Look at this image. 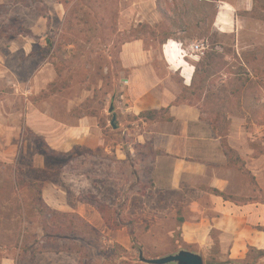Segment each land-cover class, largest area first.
<instances>
[{
	"label": "rangeland",
	"instance_id": "374dc122",
	"mask_svg": "<svg viewBox=\"0 0 264 264\" xmlns=\"http://www.w3.org/2000/svg\"><path fill=\"white\" fill-rule=\"evenodd\" d=\"M160 1L168 20L158 0H0V70L5 71H0V119L7 116L21 127L8 139L0 129V264H146L141 257L161 258L185 247L171 207L175 197L159 196L151 182L158 152L151 142L136 141L133 119L125 115V43L141 38L165 76L160 41L168 29L199 68L196 90L184 91L182 101L199 103L222 136L240 125L253 138L263 134L264 0H217L218 6L236 9L234 31L219 38L224 51L213 45L210 35L217 28L208 31L210 22L204 26L209 35L197 37L193 16L176 8L183 3ZM185 1L196 10L198 0ZM202 1L210 17L212 6ZM195 44L205 47L204 54L215 50L221 56L212 66L207 59L197 62ZM172 79L179 84L177 76ZM28 105L50 117L55 131L49 134L56 144L80 119L101 139L92 137L88 146L68 154L53 150L43 135L23 126L25 118L18 115ZM233 117L242 122L234 124ZM161 118L165 125L156 127L166 126L169 117L162 113ZM251 145L264 152V143L251 140ZM128 149L134 156L122 154ZM40 190L47 209L39 202ZM89 195L117 213L119 228L107 226L94 206L81 202ZM58 231L64 236L53 234ZM125 237L131 241L129 250L121 246ZM248 253L243 261H231L215 246L203 258L205 264H264L256 249Z\"/></svg>",
	"mask_w": 264,
	"mask_h": 264
},
{
	"label": "crops",
	"instance_id": "0c3cea01",
	"mask_svg": "<svg viewBox=\"0 0 264 264\" xmlns=\"http://www.w3.org/2000/svg\"><path fill=\"white\" fill-rule=\"evenodd\" d=\"M224 7L227 9L219 21ZM246 10L250 12V6ZM235 12L231 4L219 6L214 27L223 34L233 32ZM192 57L201 61L199 54ZM161 58L167 70L165 76L153 63L143 40L125 43L121 51L123 68L129 70L123 89L125 115L133 119L136 141L140 145L151 142L158 152L151 163L153 189L161 197H175L171 207L176 208L181 221L180 236L187 246L183 249L203 257V252L218 246L229 259L243 261L250 248L264 251V231L259 229L264 228V152L251 145V140L264 143V132L253 138L240 125L228 135H220L213 129L212 121L204 117L199 103L182 101L184 91L194 92L197 87V66L191 62L183 44L168 40L161 45ZM174 76L179 84L173 83ZM30 106L25 107V116L18 117L23 116V126L43 135L53 150L68 154L77 146H88L92 137L101 139L88 132L85 119H80L74 131H68V137L56 144L49 134L55 131L50 117L43 112L36 113ZM163 109L169 117L165 127H156L162 118L151 121L140 117L143 112ZM6 117L0 119V129H5L3 133L6 132L8 139L10 133L21 127L13 126V119ZM236 121L242 122V119L233 117L234 124ZM121 152L126 157L134 156L131 149L128 155L124 150ZM213 233L216 240L212 238ZM120 242L123 248L130 249L129 237Z\"/></svg>",
	"mask_w": 264,
	"mask_h": 264
},
{
	"label": "trees",
	"instance_id": "16d2710c",
	"mask_svg": "<svg viewBox=\"0 0 264 264\" xmlns=\"http://www.w3.org/2000/svg\"><path fill=\"white\" fill-rule=\"evenodd\" d=\"M179 1L181 3H183V5L180 3L181 7L178 5V6H176V8H178L179 12L184 13L187 17L193 16V21L195 22V28L198 31V33H197L198 36L197 37H206L207 35H209L208 33H206L207 29H205L204 26L206 24H208V22H210V26L208 27L209 28L208 31L214 28V21H215V18L217 16L218 9H219V6L217 5V0L204 1L206 3H210L211 4L210 6H212V13H211L210 17H209V15L206 13V11L204 9V6L206 4L205 3L202 4V2H203L202 0H200V2L198 0V2L196 1V3L194 4L195 8H196L195 11L190 9V6L185 3L186 2L185 0H179ZM253 1L255 2V0H253ZM158 7H159V12H160L162 18L164 20L170 19L169 15H168V11L163 7L162 1H160V0H158ZM181 8L183 9V12L180 10ZM191 12H193L194 14H192ZM189 14H191V15H189ZM185 27L186 28L183 29V30L186 31L189 27L188 26H185ZM149 32L151 33V35L153 37H157V38L159 37V34L156 35V30H151L150 29ZM162 35H163V37H162V39L160 41L161 45H164L168 40L174 39L173 38V34L170 33V31H168V29L163 31ZM221 35H223V34L220 33L219 31L215 30L212 33V35H210L211 36L210 38H211V40L213 42V45L215 47L221 48L222 51H224L226 48L224 46H222L221 43L219 42V38H220ZM192 36H194V35L192 34ZM139 39H141V38H139ZM219 56H221L219 51L213 50V51H211V53L205 52L204 57H201L200 63H204V61L207 59L208 60V64L210 66H212V62ZM198 70H199V68L197 66V72H198ZM162 113L163 114H167L168 111L166 109H163L161 111L143 112L140 117L144 118L145 120L153 121V120H156L157 117H159ZM211 125L213 126V129L215 131L219 132V129L216 127V125L213 122H211ZM37 186H38V189H39L41 185H37ZM41 193H42V191L40 190V192H39L40 195H39V198H38L39 202L47 209L48 206L43 201ZM226 198L228 199V197L225 196V199ZM81 202H86V203L94 206L97 209V211L101 214V216L103 217V219H104V221H105L107 226L112 227V228H119V220L120 219L118 218L117 213H115L116 215H112V209L107 204L102 203L99 199H97V198H95L94 196H91V195H89V196H87L85 198H81ZM41 214H44V213L41 212ZM259 229L264 231V228H260L259 227ZM53 234L56 235V236H60V237L64 236L59 231L55 232ZM211 235H212V238L213 239L215 238V240H216V237H215L214 233L211 234ZM183 246L187 247L185 244H183ZM25 250L27 251V250H29V248L25 247ZM252 250L255 251V248H250L249 249V251H251V252H252ZM49 251H51V252H54V251L55 252H61V249H57V250H55V249L54 250L53 249H38V253H44V252H49ZM256 252L258 254H260V256H264V251H259V250L256 249ZM247 255H249V253Z\"/></svg>",
	"mask_w": 264,
	"mask_h": 264
},
{
	"label": "water",
	"instance_id": "95a60500",
	"mask_svg": "<svg viewBox=\"0 0 264 264\" xmlns=\"http://www.w3.org/2000/svg\"><path fill=\"white\" fill-rule=\"evenodd\" d=\"M113 110L114 107L111 106L110 112L112 113ZM116 118H117L116 115L113 114V119H112L113 127H116L115 125ZM141 261H143L146 264H205L202 255L185 249H182L175 254H170L168 256L161 258L146 259L144 257H141Z\"/></svg>",
	"mask_w": 264,
	"mask_h": 264
},
{
	"label": "built area",
	"instance_id": "2783aa9c",
	"mask_svg": "<svg viewBox=\"0 0 264 264\" xmlns=\"http://www.w3.org/2000/svg\"><path fill=\"white\" fill-rule=\"evenodd\" d=\"M191 48L194 52H197V54H199V56L204 54V51H205L204 46H200V45L195 44V45H192Z\"/></svg>",
	"mask_w": 264,
	"mask_h": 264
}]
</instances>
